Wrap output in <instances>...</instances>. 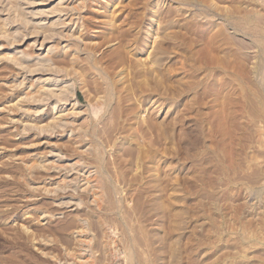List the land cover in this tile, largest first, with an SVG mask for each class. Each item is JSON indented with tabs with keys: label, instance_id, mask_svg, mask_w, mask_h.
Returning <instances> with one entry per match:
<instances>
[{
	"label": "rangeland",
	"instance_id": "rangeland-1",
	"mask_svg": "<svg viewBox=\"0 0 264 264\" xmlns=\"http://www.w3.org/2000/svg\"><path fill=\"white\" fill-rule=\"evenodd\" d=\"M0 264H264V0H0Z\"/></svg>",
	"mask_w": 264,
	"mask_h": 264
}]
</instances>
